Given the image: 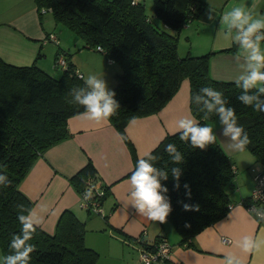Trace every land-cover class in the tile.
Returning <instances> with one entry per match:
<instances>
[{
  "label": "trees",
  "instance_id": "16d2710c",
  "mask_svg": "<svg viewBox=\"0 0 264 264\" xmlns=\"http://www.w3.org/2000/svg\"><path fill=\"white\" fill-rule=\"evenodd\" d=\"M35 2L39 11L43 7L50 8L55 21L64 22L84 45L101 46L106 58L119 65L112 91L120 107L109 120L123 136L130 119L158 111L187 78L193 116L202 125L218 120L215 114L204 120L192 97L202 87L221 91L251 140L247 149L264 168V113L238 101L241 89L235 81L210 76L209 59L213 52L195 56L178 53V34L184 25L199 16L204 7L202 0H153L154 16L166 28L147 16L142 0ZM61 54L64 53L57 52L55 56L56 66ZM65 59L66 67H62L61 76L54 77L36 62L16 65L0 57V173L12 181L9 187L0 186L2 257L11 253V239L20 231L16 206L21 203L28 208L33 206V201L20 189V181L37 156L68 135V118L84 111L82 106L72 102L70 92L74 87L84 86L86 79L67 56ZM169 143L175 144L184 155V162L179 165L182 168L179 190L174 189L170 171L177 165L172 164L165 151ZM149 154L157 157L156 167L169 172L168 180L161 181L168 188L166 195L172 206L167 219L180 235V243L189 245L199 231L227 214L232 205L228 191L234 184L235 167L218 140L206 150L193 149L180 140L178 132L167 134ZM95 173V167L88 161L74 174L72 180L79 192L84 180ZM185 184L190 187V198ZM248 199L242 203L247 205ZM182 203L199 205L200 210L184 211ZM85 232V223L71 210H64L54 232L37 227L30 241L36 246L30 264H95L98 253L85 245Z\"/></svg>",
  "mask_w": 264,
  "mask_h": 264
},
{
  "label": "crops",
  "instance_id": "0c3cea01",
  "mask_svg": "<svg viewBox=\"0 0 264 264\" xmlns=\"http://www.w3.org/2000/svg\"><path fill=\"white\" fill-rule=\"evenodd\" d=\"M202 1L204 7L199 16L184 25L178 34L179 41L185 40L180 48L182 56L213 52L209 59L210 76L236 81L243 59L237 60L238 46L225 39L220 18L236 6L244 7L256 18L264 17V0ZM49 11H39L35 0H0V57L11 64L36 62L39 67L49 69L56 67L55 56L60 52L70 59L83 78L90 75L102 78V71L115 62L103 52L84 45L80 37H74L73 44L63 43V37L48 28L53 22L48 17ZM209 14L215 19L209 20ZM156 24L166 28L160 20ZM50 34L55 35V39L50 38ZM50 43L57 44V49ZM261 46L264 48V42ZM48 54L52 58L47 63ZM82 112L68 118V135L37 156L19 183L22 192L33 201L32 208L38 210L41 204L49 208L40 227L54 232L61 213L71 210L85 223L84 243L98 253L95 264H138L140 248L152 247L160 235L171 243V254L166 261L154 264H223L225 254L230 252L240 255L244 264H264V249L243 254L236 247V242L244 235L264 239V221H257L255 214L249 213L242 203L249 197L253 176L262 166L255 170L257 161L248 149L234 152L228 147L218 120L210 121L209 125L214 128L218 142L236 171L234 184L228 191L232 205L224 217L204 227L187 245L180 243V235L168 219L164 223L149 220L139 215L129 202L128 181L135 160L147 155L167 134L177 132L176 124L181 117H194L189 105L187 78L158 111L130 119L124 127L125 137L110 120L97 124L84 119ZM88 161L107 185L102 202L105 216L81 206L80 192L72 180ZM232 209L237 211L230 216ZM222 237L230 241L223 242Z\"/></svg>",
  "mask_w": 264,
  "mask_h": 264
},
{
  "label": "clouds",
  "instance_id": "9594fccd",
  "mask_svg": "<svg viewBox=\"0 0 264 264\" xmlns=\"http://www.w3.org/2000/svg\"><path fill=\"white\" fill-rule=\"evenodd\" d=\"M215 17L209 14V20ZM221 29L225 32V39H230L238 46L239 55L237 60L242 69L236 78V86L241 89L238 101L245 106L252 107L254 111L264 113V17L256 18L242 6H236L226 11L220 18ZM70 95L72 102L83 107L80 115L97 124L109 120L117 114L120 107L115 99L116 93L108 88L104 78L90 75L82 87H74ZM192 101L199 106L203 113V119L207 120L211 115L218 117L222 128V136L228 141V147L234 152H244L251 140L245 129L238 124L237 115L233 107L228 106L223 93L213 87H202L192 97ZM134 122V119H133ZM177 132L181 141L189 143L193 149L206 150L209 145L217 141L214 128L207 124H201L196 118L181 117L176 124ZM171 162L175 167L171 168V176L175 181L174 189L179 190L180 178L184 155L175 144L169 143L165 147ZM157 157L151 154L146 158H140L129 177L130 191L128 199L136 212L152 221L164 223L172 212L170 198L166 195L168 188L161 181L168 180L169 172L155 166ZM12 181L9 177L0 173V186L9 187ZM186 195L190 198L189 185ZM92 191L86 190L84 198L91 199ZM17 219L20 223V231L13 235L10 242L11 253L0 257V264H30L32 253L36 246L31 243L34 233L40 226L45 216L49 213L47 205L41 204L39 209L28 208L24 204H18ZM184 211H199V205L182 203ZM237 209H232L233 216ZM255 213L257 221H264V209L253 207L248 211ZM190 227V225H185ZM236 247L243 254H250L264 249V239L253 235H244L237 242ZM223 264H244L240 255L227 253Z\"/></svg>",
  "mask_w": 264,
  "mask_h": 264
},
{
  "label": "built area",
  "instance_id": "2783aa9c",
  "mask_svg": "<svg viewBox=\"0 0 264 264\" xmlns=\"http://www.w3.org/2000/svg\"><path fill=\"white\" fill-rule=\"evenodd\" d=\"M138 0H133L137 2ZM41 12L50 10V8L43 7ZM49 37L55 39V35L50 34ZM94 49L101 51V46L97 45ZM57 62L60 66L66 67V59L61 54L58 56ZM106 184L102 181L98 173L89 176L84 180L83 189L80 192L81 206L91 213H96L100 216H105L102 209L103 197L106 192ZM86 190L92 191L91 199L86 200L84 193ZM249 210L253 207L264 209V168L259 169L254 175V186L249 195L248 204ZM231 207V205H229ZM255 214V213H254ZM141 241V238H138ZM223 242L230 241L227 237L221 238ZM172 245L168 238L160 235L155 244L151 248L141 247L139 250L138 264H154L158 261H166L171 254Z\"/></svg>",
  "mask_w": 264,
  "mask_h": 264
},
{
  "label": "rangeland",
  "instance_id": "374dc122",
  "mask_svg": "<svg viewBox=\"0 0 264 264\" xmlns=\"http://www.w3.org/2000/svg\"><path fill=\"white\" fill-rule=\"evenodd\" d=\"M143 1V5H144V10L145 13L147 14L148 17L152 18L154 23L158 22V19L154 16V5H153V0H142ZM48 17L51 18L53 20L52 24L50 25V27H48L49 29H55L59 36L63 37V43L64 42H68L70 41V43L73 44L74 42V37H79L78 34L76 32H73L70 28L67 27V25L64 24V22L62 21H55L52 12L49 11L48 13ZM185 40L178 41V53L180 56H182L183 50H181L180 48H182V43ZM52 48L54 49L56 47L57 49V44L55 43H50ZM182 46V47H181ZM72 53H74V50L72 49ZM52 58V56H50L49 54L46 57V62L48 63V60L50 61ZM119 65L117 63H113L110 67H108L107 70L102 71V78H104L108 83H111V85H108V88L110 90L113 89V87L116 84V76L114 75V72H119L120 68L118 67ZM43 68V67H42ZM53 68L55 69V71L53 70ZM44 69V68H43ZM46 72H48L49 74H51L54 77H59L61 76L62 72H63V68L60 65H57L56 67H52L49 69H44ZM262 164L257 162L256 163V169L258 170V168H261ZM255 175V174H254ZM253 181H254V176H253ZM254 186V184H253ZM0 257H2L1 254V250H0Z\"/></svg>",
  "mask_w": 264,
  "mask_h": 264
}]
</instances>
